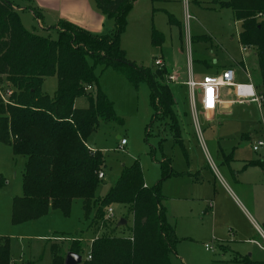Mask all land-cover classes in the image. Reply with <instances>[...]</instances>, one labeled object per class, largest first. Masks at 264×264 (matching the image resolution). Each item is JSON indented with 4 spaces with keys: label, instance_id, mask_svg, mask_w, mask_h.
<instances>
[{
    "label": "rangeland",
    "instance_id": "374dc122",
    "mask_svg": "<svg viewBox=\"0 0 264 264\" xmlns=\"http://www.w3.org/2000/svg\"><path fill=\"white\" fill-rule=\"evenodd\" d=\"M210 1L133 0L126 14L125 29L119 38L127 59L152 69L164 67L166 72L177 75L176 82L167 80L165 76L164 79L176 101L174 107L180 127L181 145L174 143L169 124L164 125L157 119L151 120L153 110L145 82L134 86L125 76L110 68L103 71L99 66L94 68L98 75V87L112 101L114 112L120 119L118 122H100L87 138L88 148L99 150L104 159V167L101 169L103 178L99 181L95 195L105 197L122 170L135 162L139 163L143 180L149 186L160 178L159 162L164 158L169 159V165L174 171H183L179 176L162 180L161 192L167 197L164 204L170 220L176 223L177 233L190 236V233H195L193 226L197 233L194 238L178 241L176 255L171 258L172 264H245L234 259L238 255L251 261L264 260V252L248 241L252 236L260 241L256 226L252 224V227L250 219L238 208L241 214L227 197L230 192L225 187L227 185L246 210L250 211L249 206L264 210V184L252 182L259 176L257 170L260 169L255 165H249L245 170L242 168L246 159H264V148L255 152L251 149L255 138H251V141L249 138H240V134L249 129L248 124L264 120L260 91L256 89L259 103L233 102L227 105L224 115L218 116L214 122L205 123L200 116L196 88L195 103L199 112L197 127L191 114L188 87L179 84L186 78L187 60H190L193 73L197 74L207 67L228 65L233 59L242 60L241 63L237 62L240 69L235 67L236 75L240 78L238 81H247L246 71L252 82L258 85L254 50L249 47L241 50L242 46L237 42L239 23L233 19L229 8H207ZM17 2L24 28L56 37L54 29L40 28L33 13L23 8L27 3L21 0ZM185 11L192 17L188 29L184 22ZM168 14H171L173 23L168 22ZM109 20L113 22L112 18ZM104 22L102 34L110 33L112 27L108 26L107 19L104 18ZM43 23H47L46 19ZM151 28L162 34L163 42L158 47L151 45ZM187 32L189 43L185 38ZM156 57L163 60V66L155 64ZM56 84L55 76H46L42 91L52 97ZM220 90L223 94L226 88ZM0 92L1 100L4 101L3 96L7 100L5 92ZM83 100V97L77 98L76 106L83 105ZM258 125L255 137L264 138V124ZM121 139L125 140V144L120 145ZM206 154L211 155L216 170L210 171L206 166ZM221 154H232L233 160L224 162ZM24 163L25 156L15 155L11 145L0 140V177L4 180L0 184V237H9L11 264H29V261L31 264H49V242L46 240L50 238V242L59 244L58 252L64 258L70 251L71 239H81L80 257L81 261L85 260L91 240L101 235L105 228L92 225L94 208L86 216L80 199L72 200L67 215L58 209L49 208L40 217L12 223L11 201L22 193ZM187 173L197 175V180L192 181ZM233 176L236 181L232 180ZM211 204H214V213L210 210L203 213L205 207ZM111 209L113 216L108 219L111 220L114 233L128 235L131 216L127 208L112 204ZM121 218L126 219V224L118 225ZM216 239L227 240V249L221 250L215 243ZM204 244L210 248L205 249Z\"/></svg>",
    "mask_w": 264,
    "mask_h": 264
},
{
    "label": "trees",
    "instance_id": "16d2710c",
    "mask_svg": "<svg viewBox=\"0 0 264 264\" xmlns=\"http://www.w3.org/2000/svg\"><path fill=\"white\" fill-rule=\"evenodd\" d=\"M17 1L0 0V91L10 90L7 101L0 97V140L9 143L15 155L25 156L22 193L11 201L12 223L40 217L49 208L67 215L72 200L78 198L86 216L94 208L92 225L105 228L91 240L90 258L80 264H172L179 238L167 217L161 182L182 172L174 171L169 159L164 158L159 162L160 178L145 186L141 167L135 162L122 170L105 197H96L101 180L97 173L104 167V159L99 150L87 146V138L100 122L120 121L112 101L98 87L95 66L101 71L112 69L134 86L145 82L153 110L151 120L169 124L174 143L181 145L175 101L164 79L168 74L165 68L152 69L127 59L119 43L133 0H94L99 12L113 19L110 33L95 34L59 20L52 27L55 38L24 28ZM21 1L27 3L23 8L37 20L42 19L31 0ZM212 4L211 8L231 10L239 23L238 43L254 50L259 77L256 87L264 108V0H214ZM168 22L173 23L170 15ZM150 42L152 46L163 42L162 34L154 28ZM46 76L57 80L52 97L42 91ZM79 97L84 98V107L74 106ZM258 123L264 124V120ZM249 165L264 170L261 159L251 160L245 167ZM112 204H120L130 213L128 235L115 234L111 220L105 218ZM0 239V264H11L9 237ZM50 239L46 240L49 264H63L59 244ZM69 248L80 255L81 239H71ZM234 259L245 264H264L239 255Z\"/></svg>",
    "mask_w": 264,
    "mask_h": 264
},
{
    "label": "crops",
    "instance_id": "0c3cea01",
    "mask_svg": "<svg viewBox=\"0 0 264 264\" xmlns=\"http://www.w3.org/2000/svg\"><path fill=\"white\" fill-rule=\"evenodd\" d=\"M31 1L33 2V4L36 6V8L40 11V13L42 15V19L38 20V24L41 26L40 28H43V29L44 28L46 29V28L55 27L56 23L59 20H67V21H69V22H71L73 24H76V25H78V26H80V27H82L84 29L89 30L92 33L102 34L103 25L105 23L104 22V18L107 19L108 26H111L113 28V22H110L108 17L103 16L99 12V10L95 6L94 0H31ZM213 1L214 0L210 1L209 4L206 5V7L209 8V9H214V8H211V6H213V4H212ZM168 15H170V17L172 18L171 14H168ZM45 19H46L47 23L44 25L43 22H44ZM112 28H111V30H112ZM152 29L153 28L150 29L149 39H150V34H151V30ZM104 34H107V33H104ZM237 42H238V40H237ZM156 47H158V46H156ZM156 58H159V57H156ZM161 61H162V66H163V60H161ZM241 61L242 60H233V59H231L229 61L228 65H223L221 67H216V68L207 67V68H204L202 70V72L197 73V74L193 73V71L191 70V63H190V69L188 70V68H187V71H186V78L184 80L180 81L179 84L186 86L185 81L187 80V77H188V71L190 72L191 77L195 81H199L205 75L218 74V73H220L222 70H224L226 68H233L234 69V82L247 83L248 80H247L246 75H245V79L247 81H245V82L238 81V80H240V78L237 77V75H236V68L240 69V66L237 65V62L241 63ZM168 74H173V73H168ZM173 75L176 77V80L172 81V82H176L177 81V75H175V74H173ZM249 77H250V75H249ZM251 83H252V85H253V87L255 89V92H256V89H257L256 84H254L252 82V80H251ZM223 87L226 88V90L222 94L220 88H223ZM220 88H219V104H218L216 110L213 113L204 114L202 112V110L199 109L200 110V116H201L202 120L205 123H211V122L216 121L218 116L224 115L226 113L225 110H226L227 105H229V104H231L233 102H237V101H235L236 97H235V93H234V88L232 86H221ZM197 94L200 97L199 88H197ZM193 95L195 97V94H193ZM79 98H81V97H79ZM76 99L74 101V106L78 107V106H76V103H75ZM174 101H175V99H174ZM82 103H83V105H79V107H82V106L85 105V100H83ZM175 103H176V101H175ZM198 113L199 112L197 111V119H198ZM259 121L260 120H258L253 125L252 124H248V128L249 129H247L246 131H243L240 134V138L241 139H248L249 138V140L251 141V138L260 137V136H256L255 137V129L259 128V125H258V124H260V123H258ZM197 127H198V120H197ZM206 155H207V159H208V163H209V164L207 163L206 166L208 167V169L210 171L216 170L217 167H216L211 155L210 154H206ZM221 156H223L224 162L228 163V161L233 160V155L232 154H221ZM254 159H261V158L246 159L244 161V164H243L242 168L245 170L246 167H247V166L245 167V164L247 162L251 161V160H254ZM261 160L264 161V159H261ZM256 167L258 169H260V170H257V173L259 174V176L255 177V179L252 182H254V183L257 182V183L264 184V170L262 168H260L259 166H256ZM177 172H182L183 173V171H177ZM233 174H235V173H233ZM186 175L188 177H191L192 181L193 180H195V181L197 180V175H195V174L192 175L191 173H187ZM173 176H175V175H173ZM177 176H179V174ZM235 176H233V179H232L234 181H236V179H234ZM144 185L145 186H149L145 182H144ZM225 187L230 192L229 196H227V197H229V199L233 202V204L237 207V209L239 208L250 219L249 221H250L251 226H252V224H254L256 226L255 227V229H256L255 231H256L260 241L262 240V242H260L259 240H255L254 237L252 236V237L248 238V241L252 242L253 244H255L254 242H257L258 244H260L263 248L259 247L257 244H255V246L260 251L264 252V210L261 211V208L257 207V206H249V210L250 211L246 210L245 208H243L239 204L236 196H233L232 191H230V189L227 187V185H225ZM231 197H232L233 200L231 199ZM166 198L167 197L165 196L164 202H165ZM214 201H215V197H213V202ZM165 207H166V211H167L168 220L172 223V225L174 227V230H175V234L179 238V241H181L182 239H186V238H194V235L197 233V229L194 226H193V228H194V232L195 233L194 234L190 233V236L189 235H179L177 233L176 223L174 221L172 222L170 220V218L168 216L167 206L165 205ZM209 210L212 213H214V204H211V205H208L207 207H205V209L203 210V213H205V212H207ZM242 212H241V214H242ZM222 215L225 216V213L222 212ZM204 216L206 217L207 215H204ZM259 223H260V225H259ZM180 234H183V233H180ZM191 236H193V237H191ZM227 242H228L227 240H221L220 241V240L216 239L215 243H216V245L219 248H221V250H226L227 248H225V247H228ZM205 245L206 244H204V247H205ZM205 249H208V248L205 247ZM173 255H176V245H175V248H174V254ZM250 255H251V253H250ZM257 261H264V260H257Z\"/></svg>",
    "mask_w": 264,
    "mask_h": 264
},
{
    "label": "built area",
    "instance_id": "2783aa9c",
    "mask_svg": "<svg viewBox=\"0 0 264 264\" xmlns=\"http://www.w3.org/2000/svg\"><path fill=\"white\" fill-rule=\"evenodd\" d=\"M186 2V1H185ZM192 19L190 14H188L187 11L184 12V22L185 27L188 29L189 21ZM186 42L189 43L190 37L187 32L185 34ZM245 47H242L241 50H244ZM188 61L187 68L190 69V60ZM155 64L158 66H162V61L159 58L155 59ZM245 75L247 77L248 82L247 83H237L234 82V69L233 68H226L222 70L218 74L214 75H205L201 78L199 81H195L188 71V77L185 81L186 86L189 90V100H190V108H191V114L193 117V120L195 122V125H197V109H196V103H195V97H194V91L196 88H199L200 90V97H199V107L200 110L204 114H210L213 113L218 104H219V88L221 86H232L234 88V93L237 102L244 103V102H257L259 103V98L255 92V89L251 83V79L249 77V74L245 71ZM167 80L169 81H175L176 77L173 74H167L166 76ZM5 94L8 96L10 94V90H6ZM3 100L7 101L4 96ZM125 144V140H120V145ZM260 148H264V138L257 137L255 138L251 143V149L253 151H258ZM97 176L99 178L103 177L102 171H99L97 173ZM112 215V209L111 207H108L106 210L105 218L111 217ZM259 247L263 248L260 244L257 242H254ZM206 248H210L209 245H205ZM90 255L87 254L86 259H89Z\"/></svg>",
    "mask_w": 264,
    "mask_h": 264
},
{
    "label": "water",
    "instance_id": "95a60500",
    "mask_svg": "<svg viewBox=\"0 0 264 264\" xmlns=\"http://www.w3.org/2000/svg\"><path fill=\"white\" fill-rule=\"evenodd\" d=\"M126 223L124 218L119 219L118 225H124ZM81 257L79 254L69 251L66 253L63 264H80Z\"/></svg>",
    "mask_w": 264,
    "mask_h": 264
}]
</instances>
